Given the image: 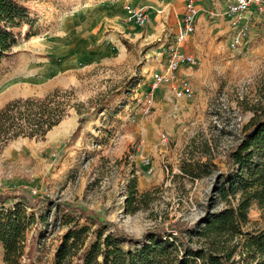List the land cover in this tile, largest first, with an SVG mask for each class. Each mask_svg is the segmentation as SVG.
<instances>
[{
	"label": "rangeland",
	"instance_id": "rangeland-1",
	"mask_svg": "<svg viewBox=\"0 0 264 264\" xmlns=\"http://www.w3.org/2000/svg\"><path fill=\"white\" fill-rule=\"evenodd\" d=\"M192 1L194 30L179 45L196 59L179 72L192 91L178 98L166 85L148 89L188 0H25L36 34L0 65V108L58 90L67 110L41 139L16 138L0 149V193L43 199L26 209L34 220L25 245L37 239L38 253L23 264H49L64 229L59 205L91 211L130 236L181 223L193 226L180 235L189 247L215 244L196 231L207 214L238 202L240 191L226 188L230 177L238 180L236 166L224 174L228 152L248 120L264 115V7L245 10L246 35L233 48L223 13L232 0ZM125 5L145 8L147 24L125 21ZM150 27L159 33L149 35ZM80 116L86 118L74 132ZM257 163L264 168V146L254 148ZM75 215L71 225H88L90 241L98 226ZM239 229H264V198L251 203ZM240 239L215 245L228 249Z\"/></svg>",
	"mask_w": 264,
	"mask_h": 264
},
{
	"label": "trees",
	"instance_id": "trees-1",
	"mask_svg": "<svg viewBox=\"0 0 264 264\" xmlns=\"http://www.w3.org/2000/svg\"><path fill=\"white\" fill-rule=\"evenodd\" d=\"M36 34L30 9L25 0H0V65L13 54V47L21 39ZM54 90L44 97L15 98L0 108V149L16 138L41 139L65 115L67 107ZM76 113L77 110L75 109ZM86 117L77 119L78 131ZM242 138L228 152V165L224 172L230 174L237 167V181L230 177L228 191H240L234 207L224 208L204 217V225L197 234L207 236L211 241L240 237L231 248H191L181 239L183 232L193 226L181 223L166 227L147 229L137 237L127 235L111 223L97 218L91 211H84L68 205H59V218L64 229L61 231L49 264H242V254L252 264H264V229L257 233L241 232L239 225L246 221L247 211L252 202L261 203L264 198V168L260 163L252 165L254 148L264 146V115L248 120ZM225 188L221 191L224 193ZM16 199V201H12ZM42 198L31 200L24 195L0 193V246L2 264H23L25 256L29 262L37 258V239L25 245L26 233L33 223L34 214L26 209L36 208ZM11 204V208L2 207ZM75 213L83 217L92 231L87 241L88 225H77ZM106 230V233L102 231ZM128 243L133 249H123ZM180 244V245H179ZM240 245L238 258L233 255ZM180 246L182 249H180Z\"/></svg>",
	"mask_w": 264,
	"mask_h": 264
},
{
	"label": "built area",
	"instance_id": "built-area-1",
	"mask_svg": "<svg viewBox=\"0 0 264 264\" xmlns=\"http://www.w3.org/2000/svg\"><path fill=\"white\" fill-rule=\"evenodd\" d=\"M264 7V0H232L224 10V16L229 25V45L233 48L239 46L246 35L243 24V13L245 10L258 9ZM125 20L133 23L137 27H143L148 22L146 9L130 5L123 6ZM195 7L192 0L185 3L183 12L179 19V24L173 36V46L169 48L167 60L164 68L151 74L149 81V92L160 85H166L175 97L185 98L191 94V85L183 76H180L181 67H193L196 63L195 57L179 48L194 30Z\"/></svg>",
	"mask_w": 264,
	"mask_h": 264
},
{
	"label": "crops",
	"instance_id": "crops-1",
	"mask_svg": "<svg viewBox=\"0 0 264 264\" xmlns=\"http://www.w3.org/2000/svg\"><path fill=\"white\" fill-rule=\"evenodd\" d=\"M195 4V3H194ZM131 6H135V7H140V6H136V5H131ZM146 13H148L147 12V10H146ZM148 15V14H147ZM123 19L125 20V13H124V17H123ZM126 21V20H125ZM178 28V27H177ZM159 31H160V29H155V28H152V27H150V30H149V35H152V36H156V34H158L159 33ZM176 32V31H175ZM135 36V35H134ZM182 45V44H181Z\"/></svg>",
	"mask_w": 264,
	"mask_h": 264
}]
</instances>
